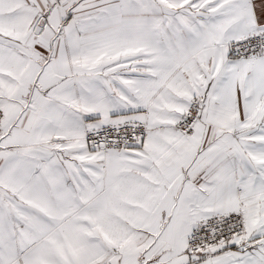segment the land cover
Listing matches in <instances>:
<instances>
[{"label": "snow or ice", "instance_id": "snow-or-ice-1", "mask_svg": "<svg viewBox=\"0 0 264 264\" xmlns=\"http://www.w3.org/2000/svg\"><path fill=\"white\" fill-rule=\"evenodd\" d=\"M0 264H264V0H0Z\"/></svg>", "mask_w": 264, "mask_h": 264}]
</instances>
